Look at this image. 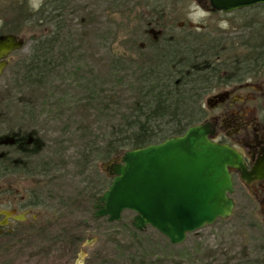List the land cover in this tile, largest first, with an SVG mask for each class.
Segmentation results:
<instances>
[{
    "label": "rangeland",
    "instance_id": "obj_1",
    "mask_svg": "<svg viewBox=\"0 0 264 264\" xmlns=\"http://www.w3.org/2000/svg\"><path fill=\"white\" fill-rule=\"evenodd\" d=\"M44 1L0 0V32L16 30L24 42L0 75V156L8 167L13 160L11 167L24 168L0 177V210L15 207L24 217L10 235L4 230L0 236V264H234L244 259L242 252L264 258V203L239 197L228 219L187 234L178 245L147 227L139 237L141 248L119 226L130 223L134 213L124 211L119 222L108 223L95 218L93 208L110 182L107 163L118 157L105 159V144L131 114L138 98L137 65L155 47L159 28L148 25L153 6L162 5L176 25L187 15L190 21L218 23L222 38L235 39L264 33L258 27L264 6L218 21L189 14L198 10L196 0H64L59 19L65 30L55 64L29 85L22 61L33 37L51 29L35 22ZM249 21L254 29L241 31ZM23 139L37 151L28 160L15 151ZM21 194L35 196L41 205L12 201ZM73 236L80 239L75 250L68 243ZM137 248L150 252L141 255Z\"/></svg>",
    "mask_w": 264,
    "mask_h": 264
},
{
    "label": "trees",
    "instance_id": "obj_2",
    "mask_svg": "<svg viewBox=\"0 0 264 264\" xmlns=\"http://www.w3.org/2000/svg\"><path fill=\"white\" fill-rule=\"evenodd\" d=\"M63 3L64 0H45L41 10L44 7L49 8L47 15L35 19L37 24L44 23L51 29L41 37H33L28 55L22 61L24 79L29 85L40 82L43 74L50 71L55 64L56 46L65 30L59 19ZM149 13L148 22L158 23L157 27L164 29L165 34L153 44L155 47L150 51V56L137 65V101L125 122L113 131L106 142L105 159L183 134L187 128L198 123L202 113V101L214 88H218L224 81L244 76L240 74L241 71H255L264 67V33L260 31L251 33L248 39L241 36L236 39L222 38L221 54L241 57L221 60L218 63L210 59L206 52L191 51L193 45L187 47L180 38L169 39V34H166L169 31L167 26L170 24L172 29L177 27L162 5L156 4ZM246 24L241 31L254 29V22L249 21ZM258 27L264 31V23ZM13 33H17L16 30ZM6 162V156L1 155L0 177L9 171ZM40 205L41 201L32 203V206ZM119 226L130 231L133 246L144 247L139 238L142 231L135 230L127 222H120ZM3 235L10 233L5 232ZM79 240L77 236L68 240L72 250L76 249ZM136 250L141 255L150 252L145 248ZM241 254L244 259L234 264H264V258L253 260L244 252Z\"/></svg>",
    "mask_w": 264,
    "mask_h": 264
},
{
    "label": "water",
    "instance_id": "obj_3",
    "mask_svg": "<svg viewBox=\"0 0 264 264\" xmlns=\"http://www.w3.org/2000/svg\"><path fill=\"white\" fill-rule=\"evenodd\" d=\"M210 4L216 11L231 13L264 0H210ZM23 46L15 35L0 36V75L9 54ZM208 134L207 124L194 125L179 136L125 151L120 163L111 166L112 180L96 200L94 217L113 223L130 211L135 230L149 226L171 245L181 244L187 234L217 219H228L234 209L228 168H240L241 160L233 149L212 142Z\"/></svg>",
    "mask_w": 264,
    "mask_h": 264
},
{
    "label": "flooded vegetation",
    "instance_id": "obj_4",
    "mask_svg": "<svg viewBox=\"0 0 264 264\" xmlns=\"http://www.w3.org/2000/svg\"><path fill=\"white\" fill-rule=\"evenodd\" d=\"M196 4L198 10L189 12V14H194V17L204 14L201 20H205L206 17L211 19L212 16H216L218 21L219 18L222 21V17L227 14L214 10L211 7L210 0H196ZM48 11L49 8L44 7L39 11V17L37 18L44 17ZM185 20L181 24H177V28L172 29L170 24L167 26L169 31L166 34H169L170 40L180 38L187 47L193 45L191 51L206 52L210 59L218 63L221 60L241 57L221 54L220 40L222 36L220 32L221 26H217L218 23L215 25L212 21H190L191 19L187 15ZM152 23L158 26V23L155 22H150L148 25ZM230 30L235 29L232 28ZM13 31L8 29L5 32H0V36L7 34L17 36ZM163 34H165V30L159 27V31L155 33L154 37L158 39ZM240 74L244 76L224 81L218 88L213 89L210 96L203 99L201 117L195 125L207 124L209 126L208 138L214 143L228 146L240 157V168H228L233 187V192L230 196L232 200L238 201V198L241 197L240 201L264 203V67L255 69V71L252 69L246 72L241 71ZM26 143L24 139L18 141L15 151H18L19 155L24 158L27 157L28 160L37 151L36 149L26 148ZM119 159L120 156L107 163L110 180H112L110 175L111 166L120 163ZM12 161L8 167L9 174H15V172L23 173L22 170L24 168L18 167L15 169V167H11L14 163ZM36 199L33 196L30 200L29 197L26 198L21 194L18 200L12 201H24L22 204L26 206V201H30V205H32ZM2 211L9 212L10 215H3ZM17 212L15 207L0 210V236H2L4 230L10 233L15 226L24 223V217L18 218L19 215L17 214L20 213ZM21 213L27 215L29 211L23 210ZM4 220H6L5 223H3Z\"/></svg>",
    "mask_w": 264,
    "mask_h": 264
}]
</instances>
